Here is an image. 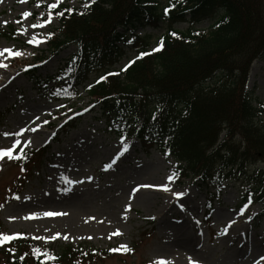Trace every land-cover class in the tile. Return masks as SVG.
I'll return each instance as SVG.
<instances>
[{"label":"rangeland","instance_id":"obj_1","mask_svg":"<svg viewBox=\"0 0 264 264\" xmlns=\"http://www.w3.org/2000/svg\"><path fill=\"white\" fill-rule=\"evenodd\" d=\"M52 3L56 0H0V29L12 28L11 39L0 38V148H12L11 158L0 156V236L12 237L0 239V264H6L2 245L18 239L39 247L84 245L116 254L104 264H264V203L245 202L241 183L226 185L209 206L205 187L177 177L174 159L106 131L98 104L87 92L97 76L69 102L44 96V89L54 84L46 81L76 52L72 46L47 62L36 61L49 55V33L60 27L55 19L45 23V8ZM86 3L59 0L57 7L85 10ZM168 4L154 2L163 13ZM214 22L196 28L207 32ZM119 32L150 35L154 43L165 27ZM119 46L125 51L113 67L117 72L140 59L129 44ZM6 48L22 55L3 52ZM246 87L254 105L264 107V60L252 64ZM45 146L41 170L21 187L23 172L15 160Z\"/></svg>","mask_w":264,"mask_h":264},{"label":"trees","instance_id":"obj_2","mask_svg":"<svg viewBox=\"0 0 264 264\" xmlns=\"http://www.w3.org/2000/svg\"><path fill=\"white\" fill-rule=\"evenodd\" d=\"M156 1L93 0L85 10L46 7L47 19L51 13L60 27L49 33V55L36 61L71 46L76 52L49 79L55 86L45 96L70 101L97 76L88 94L106 131L173 158L177 177L205 187L210 198L225 184L241 183L244 201L264 203V107L254 105L246 87L252 64L264 60V0H169L167 15ZM210 20L215 22L209 31L196 28ZM184 23L186 30L175 28ZM161 24L165 32L154 43L150 35L119 32ZM11 31L0 29V38L11 39ZM161 38L163 46L153 51ZM119 44L140 56L121 72L113 70L125 51ZM47 149L25 151L15 160L23 172L21 187L41 170ZM2 226L0 221V233ZM148 234L153 230L143 235ZM1 252L6 264H104L116 255L84 245L39 247L26 239L3 244Z\"/></svg>","mask_w":264,"mask_h":264},{"label":"snow or ice","instance_id":"obj_3","mask_svg":"<svg viewBox=\"0 0 264 264\" xmlns=\"http://www.w3.org/2000/svg\"><path fill=\"white\" fill-rule=\"evenodd\" d=\"M91 2H93V0H89V3H86V4L84 5V7H85V8L90 7V3H91ZM58 3H59V0H56V3L49 4L48 7H49V8H53V9H55V8L57 7ZM68 11L71 12L72 9H68ZM169 11H170L169 8H165V9H164V13H165V15H167V14L169 13ZM56 14H57L58 16H62V15H63V13H60V12H57ZM23 15H24V16H28V15H30V13L25 12V13H23ZM50 20H51V13H49V15H48V20H46L45 23L50 22ZM33 26H42V25H33ZM171 35L176 36L177 34H176V33H172ZM34 40H35V38L33 37V39L29 40V43L34 42ZM162 46H163V38H161V41H160V42L158 43V45L153 49V51H158ZM3 52H8V53H9L10 55H12V56H19V55H22V53L19 52V51H12L11 49H7V48L4 49ZM0 54H2V53H0ZM140 55H141V56H144V55H148V53H141ZM131 63H133V61H129L127 64H125L124 67L121 69V71H125V70H127V68L130 66ZM2 66L6 67V65H2ZM110 75H119V73H110ZM105 78H106V77H103V76H102V77H101V80H103V79H105ZM4 135H8V133H4ZM16 143H19V141H17ZM126 147H127V146L125 145V149H126ZM5 155H6V156H9V157L11 158V157H12V148H8V149H2V148H0V156H5ZM113 163H115V160H113ZM109 167H111V164L105 165V168H106V169L109 168ZM89 179H90V178H89ZM168 179L171 180L172 177L169 176ZM165 190H167L166 186H165ZM173 195L180 196V195H183V193H175V192H174ZM44 215H45V216H54V215H58V213H54V212H45ZM11 238H12V237H9V236H7V235L0 236V239L5 240V241H6V240H9V239H11ZM50 238H51V239H55V237H50ZM159 264H165V262H164V261H160ZM190 264H198V262H190Z\"/></svg>","mask_w":264,"mask_h":264},{"label":"bare ground","instance_id":"obj_4","mask_svg":"<svg viewBox=\"0 0 264 264\" xmlns=\"http://www.w3.org/2000/svg\"><path fill=\"white\" fill-rule=\"evenodd\" d=\"M9 79H11V77H9Z\"/></svg>","mask_w":264,"mask_h":264}]
</instances>
